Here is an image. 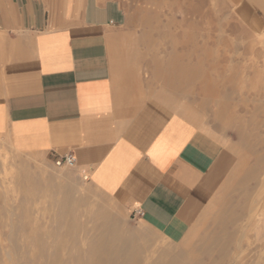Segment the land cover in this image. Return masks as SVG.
Segmentation results:
<instances>
[{"label":"rangeland","instance_id":"1","mask_svg":"<svg viewBox=\"0 0 264 264\" xmlns=\"http://www.w3.org/2000/svg\"><path fill=\"white\" fill-rule=\"evenodd\" d=\"M119 1L148 55L187 62V75L170 74L171 103L219 154L201 205L182 230L161 231L71 166L0 137V264H264V28L227 0ZM130 240L136 260L99 257Z\"/></svg>","mask_w":264,"mask_h":264},{"label":"crops","instance_id":"2","mask_svg":"<svg viewBox=\"0 0 264 264\" xmlns=\"http://www.w3.org/2000/svg\"><path fill=\"white\" fill-rule=\"evenodd\" d=\"M227 1L264 28V0ZM128 18L119 0H0V137L22 154L74 155L93 188L177 233L218 144L171 103L170 74L187 75L186 60L148 55Z\"/></svg>","mask_w":264,"mask_h":264},{"label":"bare ground","instance_id":"3","mask_svg":"<svg viewBox=\"0 0 264 264\" xmlns=\"http://www.w3.org/2000/svg\"><path fill=\"white\" fill-rule=\"evenodd\" d=\"M64 187V186H63ZM64 222V221H63ZM101 225V223H100ZM105 229V228H104ZM116 233V232H115ZM187 233V231H186ZM117 235V234H116ZM133 243V242H132ZM131 243V240H130V245L129 246H126V247H121V248H110L108 247L106 244H102L101 246V249H105L106 252L104 253V256H99L100 258H103L105 259L106 261H111L113 262L114 258L117 256V255H121L123 257H125L126 259H128L127 261H131L132 259L133 260H136L137 258V254L135 253V246ZM43 250V249H42ZM97 257V256H96ZM174 257V256H173ZM174 258H178V257H174ZM176 260V259H175ZM108 264V263H107ZM118 264H125L123 261L118 263Z\"/></svg>","mask_w":264,"mask_h":264},{"label":"built area","instance_id":"4","mask_svg":"<svg viewBox=\"0 0 264 264\" xmlns=\"http://www.w3.org/2000/svg\"><path fill=\"white\" fill-rule=\"evenodd\" d=\"M75 160H76V158H75L74 155L66 154V155H63L60 158H57L56 164H58V165L65 164V165L72 166L74 164ZM134 214L135 215H141V211L140 210H135Z\"/></svg>","mask_w":264,"mask_h":264}]
</instances>
